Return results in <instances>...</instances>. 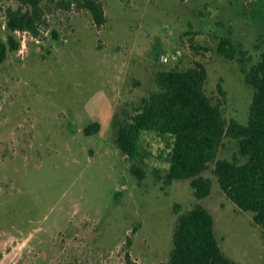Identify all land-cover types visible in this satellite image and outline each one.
<instances>
[{
  "label": "rangeland",
  "instance_id": "obj_1",
  "mask_svg": "<svg viewBox=\"0 0 264 264\" xmlns=\"http://www.w3.org/2000/svg\"><path fill=\"white\" fill-rule=\"evenodd\" d=\"M100 1L102 26L87 10L44 1L34 34L10 31L8 17L25 8L0 0V37L17 46L0 64V264H126L127 253L170 264L178 214L198 203L226 256L264 264V229L213 174L220 160L246 161L238 139L224 137L202 173L211 190L201 200L191 179L165 180L167 138L144 132L137 159L116 142L120 122L159 90V71L196 63L224 118L247 124L254 90L241 60L248 70L261 60L264 0ZM222 39L234 60L218 52Z\"/></svg>",
  "mask_w": 264,
  "mask_h": 264
},
{
  "label": "trees",
  "instance_id": "obj_2",
  "mask_svg": "<svg viewBox=\"0 0 264 264\" xmlns=\"http://www.w3.org/2000/svg\"><path fill=\"white\" fill-rule=\"evenodd\" d=\"M24 12L10 15V31L36 33L37 21L42 15V2H57L59 8L87 10L97 26L106 22L100 0H18ZM17 48L14 37L8 42L0 37V64L8 53ZM218 52L234 60L237 48L222 39ZM242 63L245 81L253 90L247 124L227 121L221 102L213 103L206 94L208 72L203 64L196 63L187 69L173 68L156 75L158 91L144 97L132 109L128 118L120 122L116 142L131 159L141 155V138L144 132H154L167 138L170 151L165 180L191 179L198 200L210 194L211 181L202 173L217 156L224 137L239 141V153L246 157L244 163L220 160L213 169L225 195L241 210L253 213L254 222L264 229V52L261 60L249 70ZM222 94L224 91L219 86ZM97 126V124H96ZM88 127L86 131H89ZM139 179L144 171L136 164L131 168ZM158 172V171H157ZM158 178L161 176L158 174ZM126 264L132 262L126 254ZM170 264H239L221 249L214 232V219L201 204L178 214L173 231V249Z\"/></svg>",
  "mask_w": 264,
  "mask_h": 264
},
{
  "label": "built area",
  "instance_id": "obj_3",
  "mask_svg": "<svg viewBox=\"0 0 264 264\" xmlns=\"http://www.w3.org/2000/svg\"><path fill=\"white\" fill-rule=\"evenodd\" d=\"M174 57H175V56H174ZM163 61H164V62H168V61H169V58L163 56Z\"/></svg>",
  "mask_w": 264,
  "mask_h": 264
}]
</instances>
